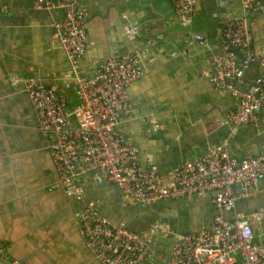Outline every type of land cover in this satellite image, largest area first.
Masks as SVG:
<instances>
[{
    "label": "crops",
    "instance_id": "obj_1",
    "mask_svg": "<svg viewBox=\"0 0 264 264\" xmlns=\"http://www.w3.org/2000/svg\"><path fill=\"white\" fill-rule=\"evenodd\" d=\"M87 11L88 46L80 61L91 76L100 60L136 50L142 74L127 88L134 112L124 115L119 129L136 143L143 167L155 165L161 174L187 159L196 158L215 144H224L238 157L264 148V112L260 126L220 124L234 98L209 81L210 59L223 50L218 30L241 11L240 0H194L188 26L174 17L173 0H80ZM222 3V4H221ZM260 11L247 14L251 49L264 47V0ZM60 11L32 7L31 0H0V259L8 264H100L84 246L75 220L82 203L65 195L47 149V136L37 128L33 107L7 73L38 77L63 91L68 106L77 104L76 84L65 53L52 35L51 23ZM126 20L139 26L130 40ZM195 33L206 39L200 43ZM261 70L250 63L242 82L249 85ZM82 178H76L81 183ZM88 199L101 213L140 230L156 219L176 231L208 228L215 212L210 194L179 200H161L150 206L119 204V189L108 181L88 182ZM260 192L238 196L235 213L264 208V174ZM241 188H236V194ZM255 240L264 243V219L254 226ZM173 239V238H172ZM171 238L162 241L168 253ZM142 264H158L148 260ZM230 264H241L236 257Z\"/></svg>",
    "mask_w": 264,
    "mask_h": 264
},
{
    "label": "built area",
    "instance_id": "obj_2",
    "mask_svg": "<svg viewBox=\"0 0 264 264\" xmlns=\"http://www.w3.org/2000/svg\"><path fill=\"white\" fill-rule=\"evenodd\" d=\"M263 0H240L241 11L219 28L223 50L211 56L209 81L227 89L233 107L219 118L220 124L260 126L264 112V47L258 55L251 49L246 16L261 8ZM36 10L60 11L51 23L52 39L63 49L69 72L76 84L78 102L69 107L63 91L46 85L35 76L10 71V85L26 93L37 128L47 136V149L66 196L82 203L75 220L84 246L100 264H264V243L255 240L254 226L264 219V208L245 214H228L238 196L261 191L264 148L249 157H238L224 144H215L196 158L187 159L168 173L155 165L143 167L139 149L119 129L124 115H132L128 86L142 74L136 50L100 60L91 76L82 73L80 61L88 46L87 11L80 0H31ZM175 20L188 26L193 21L194 0H173ZM124 32L130 40L139 34L137 23L126 20ZM200 43L206 39L195 33ZM260 64L258 76L243 84L246 67ZM76 178H82L76 183ZM108 181L119 189V204L150 206L161 200H179L210 194L214 207L212 223L197 231H176L156 219L136 231L99 211L88 199V182ZM241 191L236 194V188ZM173 238L168 253L162 241ZM12 264H23L12 260Z\"/></svg>",
    "mask_w": 264,
    "mask_h": 264
},
{
    "label": "water",
    "instance_id": "obj_3",
    "mask_svg": "<svg viewBox=\"0 0 264 264\" xmlns=\"http://www.w3.org/2000/svg\"><path fill=\"white\" fill-rule=\"evenodd\" d=\"M220 2H222L221 0H215V3L216 4H219ZM222 4V3H221ZM257 11H260L259 9L257 10ZM0 264H8V263H6L5 261H2L1 259H0Z\"/></svg>",
    "mask_w": 264,
    "mask_h": 264
}]
</instances>
